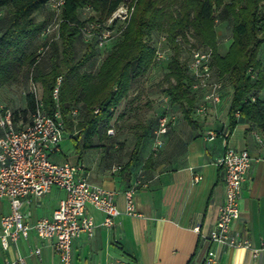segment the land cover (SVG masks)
I'll list each match as a JSON object with an SVG mask.
<instances>
[{"label":"crops","instance_id":"0c3cea01","mask_svg":"<svg viewBox=\"0 0 264 264\" xmlns=\"http://www.w3.org/2000/svg\"><path fill=\"white\" fill-rule=\"evenodd\" d=\"M260 58L264 59V51ZM19 91L15 81L1 86L0 109L12 113L24 109L26 92ZM206 93V89H189L193 100L189 120L170 102L179 112H174L163 146L150 165L145 161L153 145L151 136H144L137 161L123 170L132 147L100 141L101 129L95 147L82 149L81 156L74 150L72 158H62L60 148L52 155L56 162L78 161L91 183L113 191L114 204L121 212L114 226L106 228L101 225L103 214L87 208L96 227L92 237L81 235L73 241L71 264H204L208 251L216 253V264H264V130L244 120L229 129L231 86L222 88L217 104L205 100ZM257 97L264 99V90ZM227 146L247 150L250 156L233 228L239 234L247 231L252 248L258 250L255 256L250 249L221 246L207 239L225 197V175L218 160ZM116 166L121 169L115 170ZM194 177H198L196 182ZM137 178L146 185L136 188L137 215H131L125 213L124 191ZM64 196L62 189L53 187L40 200L24 202L22 213L33 224L49 217ZM7 204L0 199V219L9 211ZM7 247L0 245V264L18 256L25 264H60L54 240L41 239L33 230Z\"/></svg>","mask_w":264,"mask_h":264},{"label":"trees","instance_id":"16d2710c","mask_svg":"<svg viewBox=\"0 0 264 264\" xmlns=\"http://www.w3.org/2000/svg\"><path fill=\"white\" fill-rule=\"evenodd\" d=\"M48 1L0 0V9L5 8V14L0 17V87L14 81L20 69L29 65V80L41 88V95L37 96L44 111L51 117L56 110L59 112L64 135L71 139L78 157L82 149L95 147L94 140L100 129H104L108 138L114 135V131L113 135H107L106 130L111 128L115 111L128 97L137 79L149 72L156 58L155 48L146 41L154 32L163 34L171 46L172 55L163 77L167 83L165 92L187 120L193 105L189 94L192 79L187 61L180 59L181 45L189 47V51L195 47L212 50L213 80L216 77L221 87L227 80L232 88L227 112L229 129L232 130L238 120H244L264 130V99L257 97V92L264 90V59L260 58L264 46V0H133L129 21L120 35L111 39L120 40L94 73L80 68L109 41L97 47V33L87 40L77 56L75 44L83 36L80 27L89 22L103 26L124 0H64L57 39L44 36L45 44L40 48L43 52L32 56L27 50L46 27L43 21H35L34 14L45 7L54 17ZM83 9L98 18L89 16L80 20L78 14ZM215 10L219 12L217 18ZM217 19L231 22V42L222 56L217 52ZM48 49L50 67L45 70L39 62ZM57 78L61 81L57 99H54L52 93ZM24 99L26 107L12 113L13 123L16 122L14 125L18 128L31 122L37 107L33 93L26 92ZM18 114L25 121H17ZM157 119L151 132L152 142ZM144 132L145 127H142L136 135L123 170L137 161ZM152 158L150 153L145 165H150Z\"/></svg>","mask_w":264,"mask_h":264},{"label":"built area","instance_id":"2783aa9c","mask_svg":"<svg viewBox=\"0 0 264 264\" xmlns=\"http://www.w3.org/2000/svg\"><path fill=\"white\" fill-rule=\"evenodd\" d=\"M63 3L64 0H49L47 3L54 14L56 33L61 21L60 11ZM133 8V0H124L103 26L94 22L81 26V35L88 40L98 33L97 47H103L120 35ZM49 32L50 28L46 26L41 35L47 36ZM40 51L43 52V48ZM210 57L211 49L192 51L190 59L187 60V69L192 79L190 88L194 91L206 89L204 99L217 104L220 102L222 87L212 78ZM60 81L61 79L57 78L52 93L54 99H57ZM31 93L37 98V107L29 124L15 127L12 112L0 109V199L6 200L9 206L8 213L0 219V245L7 249L10 243L26 238L33 230L41 239L54 240V251L60 264H71L73 241L81 235L92 237L96 227L87 208L103 214L101 225L106 228L114 226L116 217L121 212L114 204L113 191L91 183L78 161L56 162L51 158L59 151L64 138L62 119L57 110L53 117L44 111L34 87ZM235 115L237 116V113ZM172 119L167 112L158 117L150 151L153 157H156L162 148L163 136L167 133ZM106 134L113 135V129L108 128ZM249 164L250 156L247 150H236L230 146L226 147L218 160V165L224 171L226 190L224 201L219 207L217 219L207 239L221 246L250 249L255 256L258 250L252 248L247 231L242 230L239 234L233 228L239 218L238 200ZM119 169V166L115 167V170ZM197 180L198 177H194V181ZM144 185L146 182L137 178L132 186L124 191L125 213L137 215L134 192L136 188ZM53 187L62 189L65 196L49 217L39 218L30 224L26 215L21 212L22 204L31 198L40 200ZM6 264L25 262L18 256ZM204 264H216V253L208 251Z\"/></svg>","mask_w":264,"mask_h":264},{"label":"rangeland","instance_id":"374dc122","mask_svg":"<svg viewBox=\"0 0 264 264\" xmlns=\"http://www.w3.org/2000/svg\"><path fill=\"white\" fill-rule=\"evenodd\" d=\"M39 13L35 14V19H41L45 24L50 28V32L47 34L48 38L57 39V33L54 28V17L47 11V9H42L38 11ZM5 14V8L0 9V17ZM219 12L215 10V17L217 18ZM89 16H92L93 19L98 18L95 14H90L86 9L80 10L78 17L80 20H85ZM215 29L217 33V52L223 54L230 42H231V22L229 20L221 21L217 19L215 21ZM44 36H39L35 39L29 46L27 50L28 53H32V56H35L40 48L44 46L45 40ZM189 43L193 42L190 36ZM120 40L114 39L109 41L105 47L97 50L95 57L91 61L85 64L80 70H87L94 73L101 61L105 56L112 50L114 45ZM148 44L153 46L158 53L154 63L152 64L151 69L144 76L137 79L134 83L131 90L129 91L128 97L122 102L121 106L115 111L113 119L111 120V129L114 131V135L107 137L105 135L104 129H101V139L100 141L106 142L108 145L117 144L122 147H132L135 137L138 133L141 132L142 127H145L144 136H151L152 130L155 128V122L157 117L163 112H167L169 115L173 116L174 112L178 113L177 106L173 107L170 103L165 88H167V83L164 81V74L167 73V64L171 58L172 50L171 46L165 39L163 34L152 33L146 38ZM87 42V39L83 36L77 40L75 44V52L78 56ZM181 45V44H180ZM180 50V59L188 60L190 59L191 52L194 50H203V48H192L189 51V47L181 45ZM261 51H264V46H262ZM262 53V52H261ZM50 51L49 49L45 52L39 64L45 70H48L50 67ZM31 67L26 65L20 69L14 78L15 85L20 89L21 92H32L33 87L36 89V94L41 95V88L39 85L32 84L29 80V74ZM214 80L217 81L216 77ZM218 82V81H217ZM223 82V81H222ZM226 83V84H225ZM224 83L222 88L229 89V82ZM16 95H18L16 93ZM19 96H15V100H18ZM17 121H25L21 116H17ZM29 121V120H28ZM143 145L145 144L142 143ZM61 157L62 158H72L74 149L72 147L71 139L64 135L63 140L60 144ZM22 212V209H21Z\"/></svg>","mask_w":264,"mask_h":264}]
</instances>
